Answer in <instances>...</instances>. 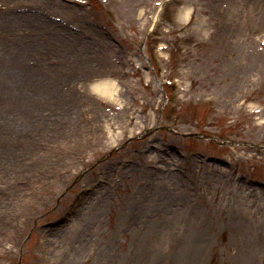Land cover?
<instances>
[{
	"label": "rangeland",
	"instance_id": "obj_1",
	"mask_svg": "<svg viewBox=\"0 0 264 264\" xmlns=\"http://www.w3.org/2000/svg\"><path fill=\"white\" fill-rule=\"evenodd\" d=\"M157 1L0 0V58L22 41L75 123L0 125V264H264V0H169L151 31ZM156 123L205 138L159 129L104 157Z\"/></svg>",
	"mask_w": 264,
	"mask_h": 264
},
{
	"label": "bare ground",
	"instance_id": "obj_2",
	"mask_svg": "<svg viewBox=\"0 0 264 264\" xmlns=\"http://www.w3.org/2000/svg\"><path fill=\"white\" fill-rule=\"evenodd\" d=\"M20 19L27 20L26 17H23L22 15H19ZM31 21H38V19H44L43 16L39 17H28ZM0 20H5L4 16H1L0 14ZM48 21L47 19H45ZM38 25V23H37ZM76 37V36H74ZM78 38V37H76ZM19 39H13L9 41L10 50L8 52H5L3 56L0 58V105H5L9 109V114H5L2 118L5 117V119H0V125L7 127V125L10 128V131H14L17 133L26 132V131H17L18 122L23 123H31L33 122L35 129L39 126H42L43 128L49 129V126L55 127V129L52 131L54 134L57 132H60V136L64 137H74L75 136V123H72L71 121L67 120H56L55 116V109L51 107H55L58 102L54 101L52 98L46 99L45 97V91L42 90L40 84H44L45 77L47 79L49 78V75L44 77L43 68L38 65V68H33L29 66H24L23 63L18 60V54H21V43ZM22 49L26 50L28 49V46L25 45L22 47ZM11 50H13L14 53H11ZM13 54V55H12ZM10 69V70H9ZM14 69V70H13ZM38 69V71H37ZM42 73V74H41ZM33 75H37V81H34V78H30ZM29 80V81H28ZM30 80L33 81V83L30 82ZM109 84V83H108ZM107 83H101L96 86V91H98L102 95L107 94ZM22 87V89L20 88ZM99 89V90H98ZM105 97V96H104ZM63 102V103H62ZM59 109L61 110L63 105V110H67L68 116H71L72 113L70 112V107L67 105L66 101L59 102ZM49 107L51 110L50 112H45L43 109L45 107ZM64 110V111H65ZM4 128V129H5ZM3 129V130H4ZM24 129V128H23ZM66 129V130H65ZM25 130V129H24ZM65 131V132H64ZM9 132V131H8ZM64 132V134H63ZM4 133V132H3ZM2 133V134H3ZM37 134V133H35ZM1 137V135H0ZM8 138L10 136H7ZM0 138L1 143H7V138ZM35 139L31 143L26 142H10V147H22L25 151L28 150L29 152L31 149H34L35 145ZM19 157V156H18ZM21 160H24L23 157H19ZM14 191V190H13ZM20 194V192H19ZM8 196L13 197L12 192L7 193L2 191V197ZM13 199L8 198L9 203L12 202ZM5 210L3 206L0 204V211ZM151 214V213H149ZM165 216L161 217V220L163 221ZM142 250H137L140 252V254H143ZM137 254V252H136ZM144 255V254H143ZM144 262L142 264H147L146 260L148 259L146 256L140 257ZM173 264H182L185 260L179 255V251H176L172 255ZM184 260V261H183ZM135 261V259H134ZM133 263L135 264L136 262ZM136 264H141L140 261H138Z\"/></svg>",
	"mask_w": 264,
	"mask_h": 264
}]
</instances>
